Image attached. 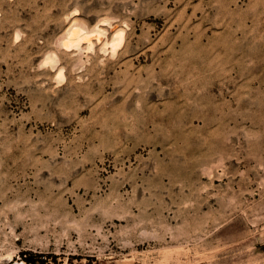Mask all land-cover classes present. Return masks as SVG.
<instances>
[{"label":"rangeland","instance_id":"rangeland-1","mask_svg":"<svg viewBox=\"0 0 264 264\" xmlns=\"http://www.w3.org/2000/svg\"><path fill=\"white\" fill-rule=\"evenodd\" d=\"M0 264H264V0H0Z\"/></svg>","mask_w":264,"mask_h":264},{"label":"bare ground","instance_id":"bare-ground-1","mask_svg":"<svg viewBox=\"0 0 264 264\" xmlns=\"http://www.w3.org/2000/svg\"><path fill=\"white\" fill-rule=\"evenodd\" d=\"M68 28L69 29L66 32L67 37L61 38V40L59 42V45L61 47L65 48L66 50L69 48H78L82 40H89L92 35L97 36V37L100 35L99 31H86V30H84V28H81L79 25H77L75 23H72V25H70ZM119 32H120L119 30L116 31V33L113 36V44H114L112 47L113 50L115 48H117L118 45L121 44L120 43L121 39L123 40V38L121 36H119ZM91 33H94V34H91ZM121 33H120V35H121ZM55 61H56L55 56L50 54V55L46 56V58L44 60V64H48V65L50 64L51 66H53L55 64ZM57 78H61V72H59L57 74Z\"/></svg>","mask_w":264,"mask_h":264},{"label":"trees","instance_id":"trees-1","mask_svg":"<svg viewBox=\"0 0 264 264\" xmlns=\"http://www.w3.org/2000/svg\"><path fill=\"white\" fill-rule=\"evenodd\" d=\"M25 261H26V263H30L31 262L30 259H25Z\"/></svg>","mask_w":264,"mask_h":264}]
</instances>
